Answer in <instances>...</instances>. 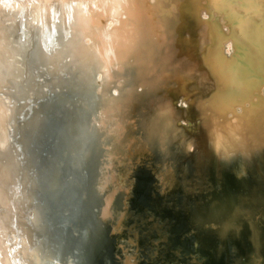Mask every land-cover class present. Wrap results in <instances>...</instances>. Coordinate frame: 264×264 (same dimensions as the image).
Segmentation results:
<instances>
[{"label":"rangeland","instance_id":"374dc122","mask_svg":"<svg viewBox=\"0 0 264 264\" xmlns=\"http://www.w3.org/2000/svg\"><path fill=\"white\" fill-rule=\"evenodd\" d=\"M196 1L191 20L174 12L176 21L166 29L134 31V38L126 35L117 41L112 32L119 15L106 12L93 38L79 35L87 48L83 57H66L62 71L40 62L31 77L37 89L26 88L22 99L0 90L8 119L6 129L0 130V264H27L30 258L38 264L43 258L46 264L58 261L64 250L80 264L95 258V245L103 257L99 264H126V257L147 264L148 255L161 246L159 232L169 233L171 246L182 254L179 262L193 264L190 252L201 260L204 243L212 242V220L228 210L229 203L242 201L241 193L264 189V86L254 93L226 94L234 85L230 72L238 54V46L229 44L236 38L249 63L257 60L249 38L256 40L264 29V9L254 2L246 7L242 0H226L228 8L223 10L220 0ZM11 22L5 21L0 30L12 27ZM225 105L231 107L224 113ZM129 118L137 124L136 137L147 142L148 154H155L161 168L173 154L187 171L181 190L166 193L160 175L144 162L132 166L131 174L118 165L112 150ZM155 180L160 184L152 189ZM215 190L227 192L230 200L216 203ZM126 191L139 201L155 196L159 203L166 202L160 211L146 209L155 215L153 222L164 223L153 230L155 242L146 249L135 237L143 224L130 201L123 220L130 225L123 228L130 233L127 238L113 235L111 245L101 239L105 229L117 227L122 211L116 205L126 206ZM174 193L188 202L173 201ZM209 204L217 208L201 219V208ZM244 205L247 222L226 215L232 236L225 238L226 253H237L242 261L248 260L250 250L242 247L246 241L253 244L246 237L255 226V212ZM106 208L113 216L103 217ZM261 218L255 220L261 223ZM256 257L264 264V254Z\"/></svg>","mask_w":264,"mask_h":264},{"label":"bare ground","instance_id":"6f19581e","mask_svg":"<svg viewBox=\"0 0 264 264\" xmlns=\"http://www.w3.org/2000/svg\"><path fill=\"white\" fill-rule=\"evenodd\" d=\"M62 1L65 0H0V16L4 13L2 14L4 21L0 20V26L7 20L12 21V27L0 30V90L5 89L8 93H12L14 99H22L26 96L28 87L32 91L37 89L36 84L31 85V77L33 69H37L40 62L47 66L53 65L62 71V62L66 57L72 60L83 57L87 48L80 44V36L93 38L102 27L100 21L104 13L107 12L115 17L119 15V25L115 26L112 32V39L117 41L119 37L124 38L126 35L133 37L134 31L139 34L150 28L153 31L161 27L166 29L176 21L177 15L173 14L174 12L184 14L190 19L199 6L196 0H68L66 4ZM220 2H222L220 3L222 10L228 8L226 0ZM242 2L246 7L251 5L250 2H254L259 8L264 9V5L260 3L262 0H242ZM258 34V43L264 48V29ZM223 35L226 36L225 33ZM229 45L235 47L233 42ZM246 60L249 63L248 56ZM247 64L236 61L234 71L230 72L234 85L226 94L248 93L246 89L251 88L253 79L250 81L246 76H242L241 69L247 71L245 73L250 74L252 71L256 73L251 75L253 78L257 75V70ZM249 64L254 65V62ZM48 103L52 104V100ZM229 107L224 106V113ZM260 109L264 110V106ZM6 111V105L2 101L1 131L6 129L8 120Z\"/></svg>","mask_w":264,"mask_h":264},{"label":"water","instance_id":"95a60500","mask_svg":"<svg viewBox=\"0 0 264 264\" xmlns=\"http://www.w3.org/2000/svg\"><path fill=\"white\" fill-rule=\"evenodd\" d=\"M243 6H241L242 8ZM226 9V7L224 8ZM0 18H2V16H0ZM258 38H259V34L258 37L256 38V40H254L253 38H249L251 43L253 42V44L255 45L256 49H257V60L254 61V65H250L248 63V61L246 60V53L245 50L242 49L241 46L237 45V39H234L235 45L236 47L238 46V54L236 56L235 61L232 60L233 63H235L236 65V61H243L244 64H247L249 66H254L252 69H256L257 70V75H255V78H253V76L251 77L252 74H256V73H245L247 71H245L244 69L242 70L243 75L242 76H246V78L253 79V83L251 85V88H249V90L247 89V91L249 93H254V91L260 90V88L262 86H264V48L261 47V45L258 43ZM263 50H262V49ZM255 72V71H254ZM251 81V80H250ZM257 96L259 97V94H257ZM262 97V96H261ZM264 97V96H263ZM137 104L134 103V106H136ZM231 107V106H230ZM129 120L128 122L126 121V123L124 124L123 122V128H124V136L122 134L121 138L122 140L120 141V139L118 140L117 138L115 139V143L113 147V158H115V160L118 162V165L121 167V169L126 170L127 169V173L131 174V170L130 168L134 165L137 164H143V162L145 163L146 166L150 167L152 169V171L155 174H159L161 177V183L163 186V189L165 190V192L167 193V191H170L172 189H176L177 187H181L182 184V179L184 180L183 175L185 176L186 172L185 170H181L180 169V164L179 162H176L174 159V156L172 155H168L166 160H165V164L164 167L161 168L162 166V162L160 163V161L158 159L155 158V154L152 152L151 155L148 154L149 151V147L146 146L147 142H144L145 140L143 139H138L135 135V130H137V124H135L133 121H131V119H127ZM180 124L182 122H179ZM140 137V136H139ZM143 140V141H142ZM151 152V151H150ZM171 153V149L169 151ZM145 157V160H144ZM158 158V157H157ZM153 160V161H151ZM156 160V161H155ZM147 163V164H146ZM222 176V180H224V172L221 174ZM183 177V178H182ZM132 181V180H131ZM136 178H133V182L135 183ZM159 183V181H154V183H152V185L150 187L155 188ZM151 188H149L150 190ZM126 190V189H125ZM181 190V189H180ZM207 190V189H206ZM128 191H126V194L124 195V197L122 198V202L130 203L131 206H136L137 210L136 211V216L138 218H136L137 220L140 221L141 219V223L143 224V226H140V230H136L135 232V237H137L138 241L143 242L144 247L145 246H149L151 247L154 244V229H159V227L162 228V226L164 225V223L160 220V223H156L153 222L152 220H154L155 215L152 214H148L146 213V209H150L153 208L155 209V211H160L161 208L166 206V202L163 201L162 203H159V201H157V198H155V196H152L151 198H146L145 202L143 201H139L136 198H130V196L127 193ZM249 192V193H248ZM248 192H244L241 193V196H243V200H239L240 202H238V200L229 203L230 208L228 210H224V213H222L219 218H215L214 220H212L211 224L213 227V234L210 237L212 242L210 240H208L207 242L204 243L201 251H203L204 253H202L203 257L201 260H199L198 256L193 254V252H190L192 254V262L193 264H231V262L235 263V264H258L259 263V259H257V255L260 254H264V189L261 190H255V189H251ZM200 193V192H199ZM215 197H216V203L220 202L221 200H230L229 195L227 196V192L223 191V190H215ZM202 194V192H201ZM200 194V195H201ZM256 194V195H255ZM199 195V197H200ZM238 195V194H236ZM114 197V196H113ZM170 197L173 198V201L175 202H181L182 203H187L188 199L187 197H184L183 200H178L180 198L178 193H174V194H170ZM199 197L197 196V201L199 202V207H200V201L198 200ZM125 204L126 206H121L119 203L116 205V209L119 210L121 209L122 211V216L118 221H116L115 223H117V227L116 228H111L108 227L107 229H105V237L101 238L100 236L98 237V240L101 238L102 240L108 242L111 245V237L113 238V235L117 236L118 234H122L120 237L123 238H127L126 236L129 235L128 233L124 232L125 229L123 228H128L130 227V225L128 224L127 221H123L125 220V213L128 212V207L129 204ZM197 204V203H196ZM246 204L250 210H252V213L255 212V217L254 215L251 216V219L253 218V220L255 221V226L253 228L252 231H249V234L247 235L248 237H246L247 239L250 240H254L253 244L250 242L245 243V245L242 247L243 251H249L250 250V254L248 256V260H241V259H237L238 255L237 253L234 255L235 257H230L228 254V251L226 253V250L228 249L227 245H226V241L225 238L229 235L230 231L227 230V221L228 218L226 217V215L230 214L231 216L235 217L236 219H238V223H246V216H248L246 213V211H242V208L245 207ZM213 208H217V206L212 205L207 206L204 208H201V219L203 217H205L204 215H209V211L213 210ZM106 215L103 216L105 217H109V216H113V213L108 211L107 212V208L104 210ZM174 212H176L174 210ZM240 216H237V215ZM259 216L262 217L260 220L262 221L261 223H258L257 219L255 220V218ZM241 218V220H239ZM200 219V220H201ZM234 220V219H233ZM202 221V220H201ZM211 221V219H210ZM210 223V222H209ZM234 222L231 223V228L233 232H236V226H234ZM201 224L203 225V223L201 222ZM121 227H118V226ZM122 228V229H121ZM230 228V229H231ZM247 227H246V234H247ZM231 231V232H232ZM125 233V234H124ZM132 233V232H131ZM231 234V233H230ZM134 235V234H133ZM169 233L167 232H159L158 233V238H156L157 242H161L159 245L160 248L158 250V252H152L150 255H148V263L150 264V260L149 258L153 259L152 263L153 264H185V262H179L181 260V256L182 254L179 252V250H177V248L172 247L171 244L172 242L169 240L168 237ZM93 236V235H90ZM232 236V235H229ZM228 236V237H229ZM250 236V237H249ZM251 236H253L251 238ZM260 238L262 239L259 244H255V238ZM96 238V237H94ZM128 238L130 239V237L128 236ZM81 240H84L81 238ZM257 240V239H256ZM73 240H71V244L74 242H72ZM82 243V242H81ZM84 246L83 247H88L89 245L86 242H83ZM167 245V248H166ZM82 246V244H81ZM169 247V250H168ZM93 254L95 256V258L92 260L89 259V261H87L86 259L83 261H81L80 264H99L102 261L103 257L99 256L100 250L97 249V246L95 245L93 247ZM146 249V247H145ZM151 249V248H150ZM226 249V250H225ZM177 250V251H176ZM176 251V252H175ZM253 251V252H251ZM171 252V253H170ZM195 253V252H194ZM242 253V252H241ZM59 257L58 261H48L46 260V264H76L77 261H74L73 259H71L69 256V250H64L62 251ZM177 254V255H175ZM178 254H181L178 255ZM187 255H189V252L185 253ZM184 254V255H185ZM228 254L227 257L225 258L224 255ZM237 255V256H236ZM184 260L186 261L187 259L184 258ZM125 263L126 264H139L138 261L132 262L128 257H126L125 259ZM27 264H38L34 261L33 258L29 259V262ZM41 264H45V260L42 258V262ZM79 264V263H78Z\"/></svg>","mask_w":264,"mask_h":264}]
</instances>
